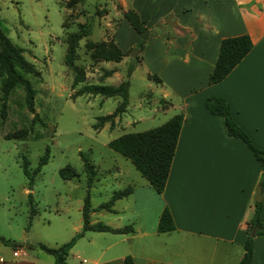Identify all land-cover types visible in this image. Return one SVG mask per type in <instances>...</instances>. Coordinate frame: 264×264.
I'll return each instance as SVG.
<instances>
[{
  "label": "crops",
  "instance_id": "obj_1",
  "mask_svg": "<svg viewBox=\"0 0 264 264\" xmlns=\"http://www.w3.org/2000/svg\"><path fill=\"white\" fill-rule=\"evenodd\" d=\"M120 1L121 11L128 8ZM165 2L141 0L138 8L131 7L145 29L167 18L174 28L173 36L164 31L157 37L162 69L154 73L178 94L183 116L164 186L157 192L142 177L130 193L113 201L112 210L89 203L90 222L130 223L132 231L83 230L68 248V264H120L125 254L134 264H237L257 185L264 224V169L242 140L225 132L222 117L203 104L207 95L223 97L233 119L264 149V0H180L177 9L160 13ZM123 25L130 31V24ZM144 31L138 34L143 37ZM241 33L248 34L250 49L224 77L208 82L219 40ZM164 207L174 228L158 232ZM80 227L72 225L71 234ZM80 253L87 257L78 260ZM18 256L0 263L39 264L36 258L15 260ZM250 264H264V234L252 235Z\"/></svg>",
  "mask_w": 264,
  "mask_h": 264
},
{
  "label": "rangeland",
  "instance_id": "obj_2",
  "mask_svg": "<svg viewBox=\"0 0 264 264\" xmlns=\"http://www.w3.org/2000/svg\"><path fill=\"white\" fill-rule=\"evenodd\" d=\"M122 1L125 7L136 8L141 2ZM68 2L70 0H0V26L12 43L22 47L23 56L38 70V74H24L35 90L33 106L37 118L31 121L32 112L24 104L20 86L10 90L5 100V115L0 116V235L22 243L15 246L11 241H0V261H9L11 250L16 247L22 253L15 260L36 258L39 264H54L52 256L39 248L38 243L56 246L73 235L71 226L81 224L80 208L85 194L89 196V203L95 205L106 200L113 189L136 185L142 179L132 163L109 148L107 141L124 132L158 125L181 112L178 94L166 83L148 77L162 69L157 37H163L164 31L170 36L174 34L168 18L158 25L148 23L142 37L124 18L130 31L120 23V0H78L67 7ZM179 4L180 0H167L160 13L169 8L177 9ZM102 7L106 11L96 14L95 9ZM83 21L89 23L90 32L78 40L74 63L83 64L85 77L71 88L73 72L63 63L64 38L66 31L76 29L77 23ZM115 29L116 39L123 49L122 57L117 61L90 58L84 48L85 41L116 43ZM141 44L144 49L139 51ZM105 68L114 71L103 75ZM128 68L126 109L114 116L111 127L105 121L93 128L96 117L111 112L119 97L100 94L71 97L70 94L86 82L114 85ZM1 93L0 89V96ZM162 97L170 103H165ZM20 128H26L25 136L5 137L7 132ZM45 147L48 148L46 162L40 165L29 185L21 157L27 158L28 169L32 170ZM81 155L96 169V178L90 187L85 180ZM65 164L76 170L74 178L63 179L59 175L58 169ZM29 197L36 210L30 220ZM79 255L78 260L87 257ZM67 258L72 259L70 254Z\"/></svg>",
  "mask_w": 264,
  "mask_h": 264
},
{
  "label": "trees",
  "instance_id": "obj_3",
  "mask_svg": "<svg viewBox=\"0 0 264 264\" xmlns=\"http://www.w3.org/2000/svg\"><path fill=\"white\" fill-rule=\"evenodd\" d=\"M78 0H70L67 7ZM100 11H106V8L95 9L96 14ZM121 15L125 18L130 26L137 32L142 33L145 29L144 20L139 17L138 13L131 7L123 9ZM90 32L88 22H78L76 29L66 31L65 33V50L63 55V63L72 70L71 88L80 81L84 80L83 64H75L76 47L78 40L85 37ZM142 46L139 45V48ZM251 41L246 33L224 36L219 40L216 58L213 67L207 76L208 82H216L226 75V73L244 56L250 49ZM84 48L88 51L89 57L92 59L114 60L117 61L122 57L123 52L120 47L112 40L94 41L87 39ZM22 47L11 42L3 28L0 26V116L5 115L6 98L10 90L15 86H20L23 90L24 104L29 112H32L31 121L37 118L34 111L33 97L35 90L25 73L38 74V70L33 63L28 61L22 54ZM113 68L104 69L103 75H109ZM130 68L125 71V76L116 84H104L96 82L82 83L76 87L71 97L80 94H100L102 96H117L119 100L115 104L113 110L109 113L98 115L96 121L92 124L93 128H97L108 121L109 127L112 126L114 116L119 115L126 109L128 97V75ZM155 81H160L156 74H149ZM166 102V101H165ZM203 104L205 108L212 114L222 117L225 132L228 135L235 136L242 140L251 153L258 161L260 169H264V149L253 144L243 128L233 119L228 102L221 96L207 95ZM182 113L178 112L158 125L149 127L139 131H129L121 133L107 141V146L127 158L139 174L151 185L155 191L162 190L166 175L168 173L170 161L173 155L178 130L182 121ZM26 128H20L7 132L5 137H23L26 135ZM48 156V148L45 147L43 154L39 157L36 167L32 170L28 169V160L23 155L21 157V166L23 173L28 178L30 185L34 174L39 170L40 165L46 162ZM82 167L85 171V180L89 186L94 178H96V169L93 163L84 155H81ZM59 175L63 179L74 178L77 175L73 166L65 164L58 169ZM30 187V186H29ZM132 190L131 185H125L122 188H116L111 191L108 198L99 202L94 209L112 210L113 201L119 197L125 196ZM30 195V192H27ZM28 220L35 214L36 210L29 197ZM260 201H254L253 212L246 223V236L242 242V253L237 264H250L251 259V239L254 234H264V224L259 215ZM89 196L85 194L82 199L80 208L81 227L68 240L59 243L56 246H49L39 242L38 247L52 256L54 264H68L65 260L68 248L73 244L75 239L80 236L83 230L109 231V232H130L132 225L130 223L122 226H111L102 221L90 222L88 218ZM29 223V221H28ZM174 228L171 215L167 208H163L157 218L156 230L169 231ZM0 241L3 243L10 242L12 245L18 246L17 240H9L0 235ZM120 264H134L133 258L129 254H125ZM145 264H156L155 262H146Z\"/></svg>",
  "mask_w": 264,
  "mask_h": 264
},
{
  "label": "built area",
  "instance_id": "obj_4",
  "mask_svg": "<svg viewBox=\"0 0 264 264\" xmlns=\"http://www.w3.org/2000/svg\"><path fill=\"white\" fill-rule=\"evenodd\" d=\"M21 253H22V251L19 248H13L11 250L12 256H17V255H20ZM82 260H84V259H82Z\"/></svg>",
  "mask_w": 264,
  "mask_h": 264
},
{
  "label": "water",
  "instance_id": "obj_5",
  "mask_svg": "<svg viewBox=\"0 0 264 264\" xmlns=\"http://www.w3.org/2000/svg\"><path fill=\"white\" fill-rule=\"evenodd\" d=\"M254 199L258 200L259 199V186L257 185L254 191Z\"/></svg>",
  "mask_w": 264,
  "mask_h": 264
}]
</instances>
